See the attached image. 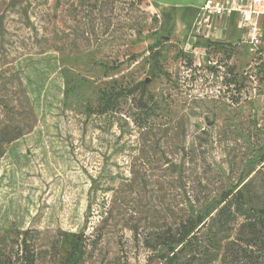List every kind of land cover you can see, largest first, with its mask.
I'll return each mask as SVG.
<instances>
[{"label": "rangeland", "instance_id": "374dc122", "mask_svg": "<svg viewBox=\"0 0 264 264\" xmlns=\"http://www.w3.org/2000/svg\"><path fill=\"white\" fill-rule=\"evenodd\" d=\"M204 1L0 0V262L19 264L25 232L35 264H157L144 227L229 190L264 209V59L247 54L234 19L220 29L237 43L229 60L196 40ZM194 7L182 43L177 16ZM232 66L240 92L226 87ZM147 80L158 109L145 130L129 103L97 114L104 89Z\"/></svg>", "mask_w": 264, "mask_h": 264}, {"label": "trees", "instance_id": "16d2710c", "mask_svg": "<svg viewBox=\"0 0 264 264\" xmlns=\"http://www.w3.org/2000/svg\"><path fill=\"white\" fill-rule=\"evenodd\" d=\"M236 44L229 42H206V49H219L227 53V59L236 54ZM258 61V59H257ZM256 61V62H257ZM185 68L195 70L190 61ZM160 77L167 79L169 73L162 67H156ZM235 67L229 68L232 79L226 87L233 86L236 92L242 86L236 79ZM169 82V79H167ZM149 81L123 85L114 84L104 89L98 98L97 114L113 117L122 114L124 103H129L133 113H126L128 121L135 127L145 130L147 114L158 109L155 96L147 91ZM148 110V111H147ZM109 114V115H108ZM127 122V121H126ZM258 171L264 172V165ZM146 233L142 239L144 247L154 254L157 264H213L220 256L223 242L232 239L227 246L233 245L223 264H237L240 257L246 258L249 264L259 258L254 251H264V209L258 207L244 190H229L219 195L203 211L195 216L186 215L177 222L164 227L154 224L143 228ZM26 233L19 234V264H35V255L27 253L31 243L27 244ZM243 246V247H241ZM248 253L244 255L242 252ZM212 252L210 257L207 254ZM186 256V260L184 257ZM0 264H5L0 262Z\"/></svg>", "mask_w": 264, "mask_h": 264}, {"label": "built area", "instance_id": "2783aa9c", "mask_svg": "<svg viewBox=\"0 0 264 264\" xmlns=\"http://www.w3.org/2000/svg\"><path fill=\"white\" fill-rule=\"evenodd\" d=\"M230 19L252 60L264 59V0H205L196 13V40L224 42L220 29Z\"/></svg>", "mask_w": 264, "mask_h": 264}, {"label": "crops", "instance_id": "0c3cea01", "mask_svg": "<svg viewBox=\"0 0 264 264\" xmlns=\"http://www.w3.org/2000/svg\"><path fill=\"white\" fill-rule=\"evenodd\" d=\"M147 1L149 3H154V0H147ZM181 1L184 2L186 0H181ZM194 3L196 4V0H194ZM193 9H196V8L194 7V8H192L191 11H189V12L188 11L183 12L182 14H179V16H177V19H178L179 22L176 20V23H175L176 28H175L174 31H175V34H176L175 36H178L179 40H181L182 43L185 42V40L190 35L191 30H192L193 19H194V15L193 14L195 13V11H193ZM231 23H232V19H230V24H229L228 27L231 26ZM228 27H224V29L222 30L224 32L223 34H226L227 33ZM222 31H221V34H222ZM235 31H236V29H235V26H234V32ZM235 33H236L235 36H238V32L236 31ZM232 39L233 38H231L230 40H228V42L232 41Z\"/></svg>", "mask_w": 264, "mask_h": 264}]
</instances>
